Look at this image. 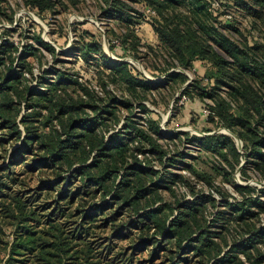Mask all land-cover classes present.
Segmentation results:
<instances>
[{
    "label": "rangeland",
    "instance_id": "1",
    "mask_svg": "<svg viewBox=\"0 0 264 264\" xmlns=\"http://www.w3.org/2000/svg\"><path fill=\"white\" fill-rule=\"evenodd\" d=\"M48 2L47 7L40 9L33 7L31 0H0V70L2 73L16 68L23 70V88L30 85L48 90L60 75L77 80L78 83L68 82L64 86L70 96L83 103L78 110L82 116L92 117L101 112L105 118L99 116L100 130L106 138L118 130L134 127L143 130L149 138L132 144L137 159L130 156L128 160L153 172L152 178L145 180L147 186L152 181L161 183L151 184L158 188L159 197L150 195L146 201L143 199V205L166 203L170 206L167 211L171 219L186 199L210 195L217 202L207 198L204 214L199 215L201 222L209 223L218 209H227L221 205L224 196L230 201L234 197L241 199L236 184L255 187L250 194L257 196L258 190L264 187V176L251 166L247 168L249 176H243L241 169L246 160L243 146L239 148L237 144L242 152L238 160L229 148L212 151L199 140L205 135L227 134L237 143L234 135L226 131L233 130L227 127L225 119L206 106L216 108L215 96H203L198 85L208 89L219 85L215 93L225 98L228 112L239 114L237 103L230 99L227 85L216 83L219 72L209 60L197 59L183 67L162 47L152 23L158 16L153 7H146L143 0ZM205 2L213 23L240 45L251 47L256 60L264 65V11L262 16L254 17L237 0ZM119 7L125 10L122 16ZM93 35L102 43L100 52L84 48L85 43L94 40ZM40 37L53 48L41 43ZM134 41H138L135 48L131 47ZM213 45L216 46L215 42ZM27 47L33 54L24 57L22 53ZM113 60L128 61L134 73L150 76L162 86L134 89L121 74L114 73ZM170 72L179 74L171 76ZM41 109L28 108L23 101L18 121L24 114L42 111L34 125H38V132L50 131L51 127L44 124L49 111ZM210 113L212 117L208 116ZM53 125L61 129L59 121L55 120ZM20 128L23 138L26 130L21 122ZM10 133L0 125V264H30V259L26 260L30 256L25 253L15 255L9 262L12 242L25 228L39 235L38 231H50L54 224H60L69 249L75 245L88 254L77 258L64 254L63 263L173 264L176 261L168 250L175 249L174 243L156 233L155 228L143 226L138 215L141 211L135 212L113 198L112 192L81 194L71 204L58 197L69 171L56 168L51 162H42L47 154L41 145L33 144L31 149L17 151L21 139ZM93 155L88 162L93 160ZM230 162L237 167L233 168ZM15 199L23 202L29 214L27 220L13 217L11 209L18 213ZM95 204L98 207H93ZM32 211L35 213L30 214ZM89 212L92 216L86 217ZM214 227L225 236L219 238L224 253L233 240H242L244 233L264 230V209L248 219V224L232 220L224 230L223 223L218 221ZM80 229L81 236H78ZM154 239L157 240L153 242ZM261 239L258 245L264 251V237ZM86 242L91 244L90 249L85 246Z\"/></svg>",
    "mask_w": 264,
    "mask_h": 264
},
{
    "label": "trees",
    "instance_id": "2",
    "mask_svg": "<svg viewBox=\"0 0 264 264\" xmlns=\"http://www.w3.org/2000/svg\"><path fill=\"white\" fill-rule=\"evenodd\" d=\"M72 1L76 2V0ZM143 1L146 7H153L158 14L152 20L154 29L162 47L178 61L180 66L188 67L194 60L201 59L209 60L217 68L219 75L216 76V83L227 85V93L230 99L237 103L240 113L234 114L227 111L225 98L218 97L215 93L216 86H219L216 84L211 89L198 85L203 96L213 98L215 96L216 108L210 104L206 106L220 114L225 119L227 127L243 140V153L246 157L241 169L243 176H249L248 166L264 176V65L256 60L251 47L240 45L213 23L205 0ZM31 2L33 7L40 9L49 4L48 0H31ZM120 2L124 4L123 1ZM237 3L254 17L263 15L264 0H237ZM183 5L186 6L185 9ZM118 10L122 16L125 10L121 7ZM130 34L134 35V39L137 38L134 32ZM93 37L94 40L85 43L84 48L100 52L102 43L96 39L95 35ZM39 41L53 48L41 37ZM137 42L134 41L131 47L135 48ZM213 42L217 47L213 45ZM222 52L229 55L231 59ZM30 54H33V51L29 47L24 48L22 55L26 57ZM111 68L114 69V73L121 74L130 86H134V89L139 86L149 90L152 87L162 86L161 82L155 83L141 73H134L128 61L113 60ZM175 74L179 73L170 72L168 75ZM23 77V70L18 68L10 73H2L0 70V125L21 139L17 151L31 149L33 144L41 145L47 154L44 155L42 162L46 164L51 162L56 168L63 167L64 170L69 171L65 177L66 184L60 188L58 197L71 204L81 194H95L102 191L106 195V192H112L113 198L124 202L135 212L141 211L138 215L143 226L155 228L156 233H161L174 243L175 249H168L171 258L173 260L176 258L173 264L182 262L186 264H262L264 251L258 242L262 240L261 237H264L263 229L244 233L242 240H233L230 247L223 253L224 248L219 238H225V236L222 230L214 227V224L221 221L224 230L232 220L248 224V219L258 216L260 209H264V200L261 199V196H264V187L258 190L260 192L257 196H252L250 193L255 190V187L249 184H236L241 199L234 197L235 199L230 201L224 196L221 205L226 206L227 209H218L209 223L201 222L199 215L204 214L203 205L207 202V198L213 203L217 202V199L205 194L197 199H186L180 203L177 214L170 219L171 214L167 211L170 206L166 203L156 206L153 202L148 205L142 204L143 199L146 201L150 195L159 197L158 188L151 187V184L158 186L161 183L159 180L152 181L147 186L145 180L152 178L153 172L146 166L128 160L130 156L137 159V153L132 152L134 150L132 144L149 138L143 130L136 127L118 130L106 138V134L100 130L101 112L98 111V114L92 117L82 116L78 110L83 103H79L70 96L71 94L64 86L68 82L78 83L77 80L60 75L47 90L30 85L23 88ZM59 90L65 93L60 94ZM23 101L28 108H44L49 111L44 124L51 127L50 131L38 132V125L37 127L34 125L35 121L40 120L36 116L42 111L24 114L18 121ZM106 110L115 114V111ZM208 116L212 117V114ZM55 120L59 121L61 129L53 125ZM20 122L24 124L26 130L23 138ZM199 140L212 151L229 148L238 160L242 154L231 135H205ZM92 155L93 160L88 162ZM75 164V168L71 170ZM230 164L233 168L237 167V164L233 162ZM121 169H124L123 173L118 172ZM117 179L119 180L116 182ZM78 181L79 183H76ZM15 200L18 213L11 209L13 217L18 220H27L29 214L23 202L20 199ZM93 207L98 205L95 204ZM83 209L80 210L83 212ZM34 213L32 211L30 214ZM85 216L91 217L92 214L89 212ZM51 227L50 231L47 229L38 231L39 235H35L30 228L20 232L11 244L9 262L15 255L24 253L30 256L26 258V260L30 259V264H67L68 262L63 263L64 254L70 253L68 255L70 258L88 255L84 248L78 249L73 245L69 249V246H66L60 224H54ZM77 235L81 236V232ZM155 240L157 239L153 242ZM90 245L88 242L85 243L88 249L91 248ZM30 253L32 255H29ZM78 264L87 263L79 262Z\"/></svg>",
    "mask_w": 264,
    "mask_h": 264
},
{
    "label": "water",
    "instance_id": "3",
    "mask_svg": "<svg viewBox=\"0 0 264 264\" xmlns=\"http://www.w3.org/2000/svg\"><path fill=\"white\" fill-rule=\"evenodd\" d=\"M148 76V75H147ZM150 77V76H149ZM226 131H230L233 135H234V137H235V139H236V141H237V144H238V146H239V148H242V146H243V144H242V140H241V138L236 134V133H234L233 131H231V130H229V129H226ZM241 165H242V163H241ZM240 165V166H241Z\"/></svg>",
    "mask_w": 264,
    "mask_h": 264
},
{
    "label": "bare ground",
    "instance_id": "4",
    "mask_svg": "<svg viewBox=\"0 0 264 264\" xmlns=\"http://www.w3.org/2000/svg\"><path fill=\"white\" fill-rule=\"evenodd\" d=\"M228 132V131H227Z\"/></svg>",
    "mask_w": 264,
    "mask_h": 264
}]
</instances>
